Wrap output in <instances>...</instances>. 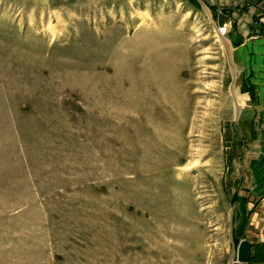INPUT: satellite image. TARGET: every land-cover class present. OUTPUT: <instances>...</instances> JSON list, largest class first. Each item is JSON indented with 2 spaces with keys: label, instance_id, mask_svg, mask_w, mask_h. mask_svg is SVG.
<instances>
[{
  "label": "rangeland",
  "instance_id": "obj_1",
  "mask_svg": "<svg viewBox=\"0 0 264 264\" xmlns=\"http://www.w3.org/2000/svg\"><path fill=\"white\" fill-rule=\"evenodd\" d=\"M217 13L0 0V264L231 263L256 89Z\"/></svg>",
  "mask_w": 264,
  "mask_h": 264
},
{
  "label": "crops",
  "instance_id": "obj_2",
  "mask_svg": "<svg viewBox=\"0 0 264 264\" xmlns=\"http://www.w3.org/2000/svg\"><path fill=\"white\" fill-rule=\"evenodd\" d=\"M205 1L216 13L225 12L223 16L229 20L228 27H233L229 40L235 42L232 50L237 71L256 89L257 111L252 120L257 156L249 165V204L245 210L244 225L239 229L241 235L238 242L245 239L251 244L247 264H264V33L256 24V20L264 15V0Z\"/></svg>",
  "mask_w": 264,
  "mask_h": 264
},
{
  "label": "water",
  "instance_id": "obj_3",
  "mask_svg": "<svg viewBox=\"0 0 264 264\" xmlns=\"http://www.w3.org/2000/svg\"><path fill=\"white\" fill-rule=\"evenodd\" d=\"M218 25L219 30L222 32L223 29H227L229 25V20L226 16L218 15ZM251 256V244L242 239L237 244L236 256H233V259L230 264H247Z\"/></svg>",
  "mask_w": 264,
  "mask_h": 264
},
{
  "label": "built area",
  "instance_id": "obj_4",
  "mask_svg": "<svg viewBox=\"0 0 264 264\" xmlns=\"http://www.w3.org/2000/svg\"><path fill=\"white\" fill-rule=\"evenodd\" d=\"M256 24L258 26V28L261 29V31L264 33V15L260 16L257 20H256Z\"/></svg>",
  "mask_w": 264,
  "mask_h": 264
},
{
  "label": "bare ground",
  "instance_id": "obj_5",
  "mask_svg": "<svg viewBox=\"0 0 264 264\" xmlns=\"http://www.w3.org/2000/svg\"><path fill=\"white\" fill-rule=\"evenodd\" d=\"M240 103V102H239ZM240 105L242 106L243 104L242 103H240Z\"/></svg>",
  "mask_w": 264,
  "mask_h": 264
}]
</instances>
